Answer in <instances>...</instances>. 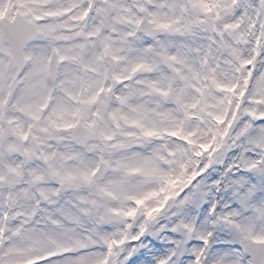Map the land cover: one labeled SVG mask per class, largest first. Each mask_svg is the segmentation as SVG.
<instances>
[{
  "label": "snow or ice",
  "instance_id": "obj_1",
  "mask_svg": "<svg viewBox=\"0 0 264 264\" xmlns=\"http://www.w3.org/2000/svg\"><path fill=\"white\" fill-rule=\"evenodd\" d=\"M0 264H264V0H0Z\"/></svg>",
  "mask_w": 264,
  "mask_h": 264
}]
</instances>
